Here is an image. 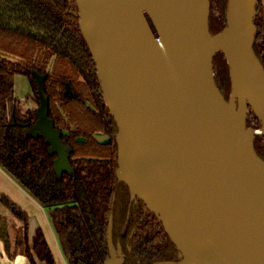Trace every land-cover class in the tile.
I'll return each instance as SVG.
<instances>
[{"label":"water","instance_id":"obj_1","mask_svg":"<svg viewBox=\"0 0 264 264\" xmlns=\"http://www.w3.org/2000/svg\"><path fill=\"white\" fill-rule=\"evenodd\" d=\"M260 1L229 0L226 30L217 36L208 8L203 39L196 0L185 24L181 0H77L117 126V178L157 216L181 253L179 264H264V173L248 158L250 151L262 161L254 151L264 134ZM221 36L227 50L218 49ZM219 52L229 67L228 101L214 79ZM33 77L40 107L30 132L45 137L60 178L72 173V149L48 117L45 77ZM251 112L261 130L248 128ZM108 243L106 264H124L112 246V221Z\"/></svg>","mask_w":264,"mask_h":264},{"label":"trees","instance_id":"obj_2","mask_svg":"<svg viewBox=\"0 0 264 264\" xmlns=\"http://www.w3.org/2000/svg\"><path fill=\"white\" fill-rule=\"evenodd\" d=\"M208 27L212 36L226 29L229 0H209ZM262 0L256 21V56L264 69ZM77 0H0V167L49 210L60 248L68 264H106L112 246L124 264H179L181 253L157 216L118 180L119 148L116 122L102 96L97 66L81 31ZM214 79L228 101L229 67L223 52L213 59ZM33 73L45 75L43 94L48 117L61 133L71 174L60 178L54 170L45 137L30 130L37 111L21 113L15 96V77L26 76L38 101ZM70 85L72 94L66 92ZM248 128L261 130L251 112ZM106 136L101 143L97 135ZM254 151L264 161V134L256 136ZM0 201L27 229L30 217L7 197ZM32 246L18 237L15 250L24 247L30 264H55L44 233L36 232Z\"/></svg>","mask_w":264,"mask_h":264},{"label":"crops","instance_id":"obj_3","mask_svg":"<svg viewBox=\"0 0 264 264\" xmlns=\"http://www.w3.org/2000/svg\"><path fill=\"white\" fill-rule=\"evenodd\" d=\"M261 10L264 14V0H262ZM22 81V76L15 77V85L19 82V85L22 86ZM16 89L17 85L15 86V96L19 101H21V112L24 114L29 108H35L32 101H28L26 98L25 101L21 100L20 92L18 94ZM29 94L30 92L27 96ZM101 141L106 142L107 138H104ZM0 175L2 176V178L0 177V197L5 196L10 201H14L30 217L28 227L26 229L23 222L11 215L4 205L3 207H0V264H30L22 249H18V251L15 250V243L18 237H22L24 239L27 236L29 246L31 247L38 230H41L42 233H44L49 247V243L53 242L55 248L58 249L59 257H57V260L55 254L53 253L55 257V264H67L63 250L60 248L57 234L54 232L53 225L47 214V208H44L37 200H35L29 192L24 190L21 185L10 177L1 167ZM7 183V186L4 185ZM49 233L53 238L51 239L52 241L48 238ZM37 264L44 263L37 262Z\"/></svg>","mask_w":264,"mask_h":264},{"label":"bare ground","instance_id":"obj_4","mask_svg":"<svg viewBox=\"0 0 264 264\" xmlns=\"http://www.w3.org/2000/svg\"><path fill=\"white\" fill-rule=\"evenodd\" d=\"M198 5V13H199V24H200V30H201V36L204 39L207 36V20H208V8H209V0H196ZM189 4L190 0H181V8H182V14L184 15V24L188 21V11H189ZM218 49L219 50H227V41L224 36H221L218 40ZM248 158L250 161H252L257 168H260L264 173V164L259 159H256L252 155L250 151H248Z\"/></svg>","mask_w":264,"mask_h":264},{"label":"rangeland","instance_id":"obj_5","mask_svg":"<svg viewBox=\"0 0 264 264\" xmlns=\"http://www.w3.org/2000/svg\"><path fill=\"white\" fill-rule=\"evenodd\" d=\"M261 12V17L262 18H264V14H263V12H262V10L260 11ZM17 85V89H16V91H17V93L19 94V92H20V99L21 100H24L25 101V98H26V96H27V94L31 91V88H30V84H28V80H27V78L26 77H23V81H22V86H20L19 85V82L16 84ZM99 140L101 139V140H103L104 139V137L102 136V135H99L98 137H97ZM100 140V142H102ZM0 177L2 178V176L0 175ZM6 181V180H5ZM4 185H8V183L7 184H4ZM9 187V186H8ZM0 207H3V204H2V202L0 201ZM47 210V214H48V216H49V210L48 209H46ZM49 218H50V216H49ZM50 221H51V219H50ZM54 228V227H53ZM48 231V230H47ZM54 232H55V230H54ZM48 238L51 240V239H53L52 238V236H51V234L49 233V235H48ZM50 240H49V242H50ZM52 241V240H51ZM50 244V247H51V249L53 250L52 252L55 254V257H56V260H57V257H59V255H58V249H56L55 248V245H54V243L53 242H50L49 243ZM22 250H23V253H24V247L22 248ZM54 257V258H55ZM60 260V259H59ZM66 262H67V260H66ZM61 264H63V263H61ZM68 264V263H67Z\"/></svg>","mask_w":264,"mask_h":264},{"label":"flooded vegetation","instance_id":"obj_6","mask_svg":"<svg viewBox=\"0 0 264 264\" xmlns=\"http://www.w3.org/2000/svg\"><path fill=\"white\" fill-rule=\"evenodd\" d=\"M34 74V73H33ZM39 75V74H38ZM40 76V75H39ZM41 76H44L45 78H44V81H45V79H46V76L45 75H41ZM40 76V77H41ZM23 77V76H22ZM24 77H26V76H24ZM27 78V77H26ZM34 78V77H33ZM35 79V78H34ZM27 80H28V78H27ZM35 81H36V79H35ZM44 81H43V83H44ZM37 82V81H36ZM42 83V84H43ZM28 84H29V80H28ZM38 84V83H37ZM43 86V85H42ZM38 87H39V84H38ZM30 88H31V91H30V94L28 95V96H26V100H28V101H32L33 103H34V105H35V108H29L27 111H25V113H27L28 111H38V109H39V107H40V101H39V94H38V101H39V103L35 100V96H34V94H33V90H32V87H31V84H30ZM66 92H67V94H69V95H71L72 94V91H71V87H70V85L68 84L67 86H66ZM22 113V112H21ZM25 113L23 114V115H25ZM101 135V134H100ZM99 135H97V137H98ZM104 138H106V136H104V135H102ZM99 140V139H98ZM100 141V140H99ZM108 142V140L106 141V142H101V143H103V144H106Z\"/></svg>","mask_w":264,"mask_h":264}]
</instances>
